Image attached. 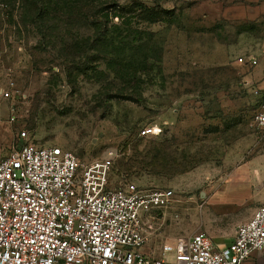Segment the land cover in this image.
I'll return each instance as SVG.
<instances>
[{
    "label": "rangeland",
    "instance_id": "obj_1",
    "mask_svg": "<svg viewBox=\"0 0 264 264\" xmlns=\"http://www.w3.org/2000/svg\"><path fill=\"white\" fill-rule=\"evenodd\" d=\"M119 1L136 2L131 12L156 46L148 52L159 53L122 96L102 60L110 55L73 47L90 27L41 23L22 0H0V155L22 130L82 162L112 150L110 185L172 190L146 223L159 245L231 232L249 201H264V129L252 124L264 92L243 81L246 61L264 60V0ZM149 125L162 131L139 137Z\"/></svg>",
    "mask_w": 264,
    "mask_h": 264
},
{
    "label": "built area",
    "instance_id": "obj_2",
    "mask_svg": "<svg viewBox=\"0 0 264 264\" xmlns=\"http://www.w3.org/2000/svg\"><path fill=\"white\" fill-rule=\"evenodd\" d=\"M262 97L252 118L259 129H264ZM161 131L144 126L138 136ZM18 141L0 155V264H243L264 250L261 203L225 247L195 232L161 244L151 259L142 251L147 242L142 215L167 206L172 190L130 182L112 187V150L82 162L59 146L33 145L25 130Z\"/></svg>",
    "mask_w": 264,
    "mask_h": 264
},
{
    "label": "trees",
    "instance_id": "obj_3",
    "mask_svg": "<svg viewBox=\"0 0 264 264\" xmlns=\"http://www.w3.org/2000/svg\"><path fill=\"white\" fill-rule=\"evenodd\" d=\"M17 1L12 0V3ZM22 2L26 4L28 18L35 14L36 21L41 20V23L46 24L50 20L63 17L71 26L83 24L92 29L90 35L75 41L73 47L77 54L91 49L99 55H110L109 58H102L103 63L123 84L115 88L114 96L126 95L127 89L124 85L133 82L137 78L136 75L146 66L159 61V53L152 55L148 52L156 49L152 42V32L140 28L142 22L134 18L135 13L131 12V6L136 2L120 3L119 0H22ZM1 5L10 10L6 2ZM13 8L12 5L11 10ZM115 17L116 22L113 21ZM262 98L260 97L258 106Z\"/></svg>",
    "mask_w": 264,
    "mask_h": 264
},
{
    "label": "crops",
    "instance_id": "obj_4",
    "mask_svg": "<svg viewBox=\"0 0 264 264\" xmlns=\"http://www.w3.org/2000/svg\"><path fill=\"white\" fill-rule=\"evenodd\" d=\"M249 64V63H247ZM250 72L243 77V81L246 84H250L251 88L253 87V90L255 91H262L264 92V60L260 61L259 63H255L253 66H251ZM261 203H264V201H258L253 202L249 201L247 205L246 212L237 220L233 221V230L231 232H227L224 235H218L212 232H209L208 230H204L205 233H208L209 237L211 238L214 246L216 248H223L225 247L233 238L235 231L237 229V226L240 225L242 222L248 220L255 207ZM162 210H154L151 213H146L142 215V221H143V227L144 231L147 235V242L143 246L142 251L151 259H154L158 256L160 251L159 243H157L156 240V234H154L153 230H150L146 226L147 222H153L155 220V214ZM203 232V231H201ZM171 240L163 241L161 244L165 242H170ZM243 264H264V250H257L251 254V256L243 263Z\"/></svg>",
    "mask_w": 264,
    "mask_h": 264
}]
</instances>
